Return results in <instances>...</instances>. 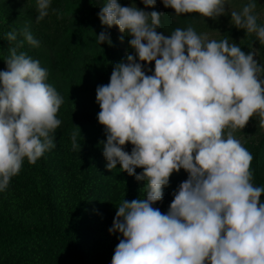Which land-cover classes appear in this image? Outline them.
Masks as SVG:
<instances>
[{
    "label": "clouds",
    "instance_id": "9594fccd",
    "mask_svg": "<svg viewBox=\"0 0 264 264\" xmlns=\"http://www.w3.org/2000/svg\"><path fill=\"white\" fill-rule=\"evenodd\" d=\"M154 7L156 0H141ZM175 17L198 14L214 21L229 15L230 24L254 34L264 45L255 0L232 10L229 0H162ZM51 0H36V23L49 15ZM62 18L58 9H52ZM105 29L96 36L112 46L107 29L131 37L127 54L113 66L110 82L96 89L97 119L104 127L106 169L146 181L145 198L123 199L110 234L120 233L111 264H264V186L253 183V155L234 135L254 116L264 129V64L227 36L209 40L189 25L170 35L157 32L161 13L134 3L104 0L98 13ZM19 40L0 71V192L7 190L25 158L35 164L56 147L63 103L47 83L48 70L25 52L39 47L30 27L7 33ZM123 36H121V41ZM138 57V61H137ZM155 62L147 75L144 64ZM149 72L152 69H148ZM80 130V129H79ZM71 135L72 149H81ZM130 143L131 153L124 150ZM137 168L143 171L136 173ZM188 173L173 193L167 213L153 207L173 173Z\"/></svg>",
    "mask_w": 264,
    "mask_h": 264
},
{
    "label": "trees",
    "instance_id": "16d2710c",
    "mask_svg": "<svg viewBox=\"0 0 264 264\" xmlns=\"http://www.w3.org/2000/svg\"><path fill=\"white\" fill-rule=\"evenodd\" d=\"M57 2L61 6L60 12L63 9L62 18L58 19L55 15L53 26L47 33L34 37L43 43V47H32L25 42L23 47L17 48V52L27 53L48 70L46 82L54 86L63 98L57 113L61 125L54 137L56 147L45 152L34 165L25 158L20 173L12 178L18 191L16 206L10 207L0 201V264H111L119 243L118 237L122 238L120 233L110 234L108 231L113 225L116 207L123 199L130 202L146 196L144 181H137L126 172L107 189L109 181L104 174V156L87 149L84 132L87 122L98 120L97 87L110 82L116 63L126 60L127 54L135 55L128 43L131 37L113 26L107 29L112 46L107 43L99 45L96 36L105 30L98 17L103 0ZM255 2L256 10L264 7V0ZM229 3L238 11L248 0H229ZM138 8L149 13H161V27L157 32L165 36L178 27L189 25L201 35L210 28H221L223 38L227 36L236 40L245 53L251 48L256 50L258 55L254 59L264 64V45L256 41L254 34L246 35L243 29L218 26L221 18L231 19L230 15L220 16L215 21L195 13L175 17V10L165 8L162 0H156L154 7H145L140 0ZM22 28L13 18L8 3L0 1V71L7 70L4 59L9 55V48L16 47L22 39L18 36L17 41L9 42L7 33L13 30L19 32ZM154 65V61L150 65L144 64L146 74ZM73 132H81L77 136L80 151L72 149ZM132 147L128 143L124 150L131 153ZM248 150L254 157L251 164L253 183L264 186V135ZM54 156L58 158L57 163ZM142 171V168L136 169L137 174ZM187 176L183 169L173 173L169 186L163 189L162 202L155 203L153 207L167 213L174 199L173 193ZM66 190L67 207H62L60 199ZM106 191L110 195L105 197ZM110 197L111 200L103 208L109 213L108 221L99 217L90 223L87 219L93 211V201ZM260 201L264 202V194Z\"/></svg>",
    "mask_w": 264,
    "mask_h": 264
},
{
    "label": "rangeland",
    "instance_id": "374dc122",
    "mask_svg": "<svg viewBox=\"0 0 264 264\" xmlns=\"http://www.w3.org/2000/svg\"><path fill=\"white\" fill-rule=\"evenodd\" d=\"M8 3V6L11 10L12 16L17 21V23L21 26L28 25L30 27V30L33 34V36H37L40 33H47L48 29H50L53 26V18L56 14L52 12V9H58L61 7L59 5V2L57 0H51V5L49 9V15L45 17L42 21V23H36V0H0ZM104 1V0H103ZM119 4L122 6H130L131 4H135L137 7L140 3V0H117ZM232 10H236L234 8H231ZM60 11V10H59ZM61 13H63V9H61ZM255 13L258 15V21L264 24V7H261L257 10H255ZM230 15V14H229ZM226 16V15H224ZM230 18H221V20L218 22V26H222L224 28H231L234 27L230 24ZM210 31L206 32L204 35L207 36L209 40L215 39L220 40L223 39V30L221 28H210ZM230 43H235L236 40L229 38ZM39 46L43 47V43L39 44ZM155 67V65H154ZM154 67L152 68V71L149 72L147 75H151L154 72ZM84 132L86 136V145L87 149L91 151H97L100 152L103 155V144L101 141L106 142V135L104 132V127L99 124L98 120H91L86 123L84 126ZM237 139L241 141L243 146L247 149L251 147V145L257 143L259 139L264 135V129H261L258 126V118L253 117L249 120L248 124L242 129L234 133ZM96 152V153H97ZM52 157V156H51ZM55 163L58 162L57 156H54ZM107 161L104 158V169H105V177L108 179L109 183L107 186V189H109L112 185L116 184L120 177H122L123 171L120 170V165L117 164V169H113L112 171H108L106 169ZM187 179V178H186ZM146 184V181H144V185ZM67 186V184L65 183ZM168 187V186H167ZM166 189V187L164 188ZM68 190V187H67ZM64 191V196L61 197L60 201L62 203V207H67V194L68 192ZM105 197L107 195V191L104 194ZM110 195V194H108ZM107 195V196H108ZM0 201L4 203V205H7V203L10 205V207H15L18 203V191L16 190V184L11 179L10 184L7 188V190L0 192ZM111 200V197L105 200L100 201H93V211L91 213L90 218L87 220L94 221L97 220L99 217L101 219H106L108 221L109 213L108 211H104L103 208H105V203H108V201ZM99 218V219H100ZM64 219V217H62ZM93 223V222H92ZM112 240V238H110Z\"/></svg>",
    "mask_w": 264,
    "mask_h": 264
}]
</instances>
